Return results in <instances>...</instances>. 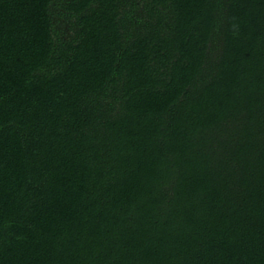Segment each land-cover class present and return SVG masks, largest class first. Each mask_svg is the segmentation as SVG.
Masks as SVG:
<instances>
[{
    "label": "trees",
    "instance_id": "trees-1",
    "mask_svg": "<svg viewBox=\"0 0 264 264\" xmlns=\"http://www.w3.org/2000/svg\"><path fill=\"white\" fill-rule=\"evenodd\" d=\"M0 264H264V0H0Z\"/></svg>",
    "mask_w": 264,
    "mask_h": 264
}]
</instances>
